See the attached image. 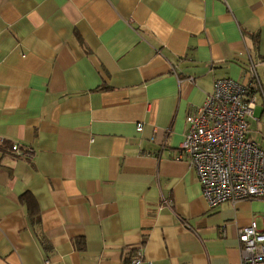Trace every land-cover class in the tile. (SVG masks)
I'll list each match as a JSON object with an SVG mask.
<instances>
[{
	"label": "crops",
	"instance_id": "crops-1",
	"mask_svg": "<svg viewBox=\"0 0 264 264\" xmlns=\"http://www.w3.org/2000/svg\"><path fill=\"white\" fill-rule=\"evenodd\" d=\"M222 77L264 148V0H0V264L238 263L264 197L210 207L179 157Z\"/></svg>",
	"mask_w": 264,
	"mask_h": 264
},
{
	"label": "built area",
	"instance_id": "built-area-1",
	"mask_svg": "<svg viewBox=\"0 0 264 264\" xmlns=\"http://www.w3.org/2000/svg\"><path fill=\"white\" fill-rule=\"evenodd\" d=\"M256 101L249 85L230 77L217 78L203 103L186 116L188 130L179 157L186 155L196 170L210 207L264 197V148L249 135ZM12 151L24 157L34 155L32 148L19 143L12 144ZM238 233L242 257L236 264H264V230L256 220ZM144 259L143 251L137 250L127 264H142Z\"/></svg>",
	"mask_w": 264,
	"mask_h": 264
}]
</instances>
